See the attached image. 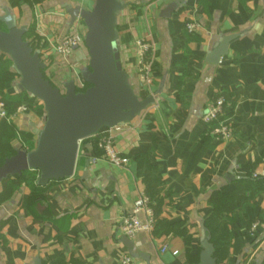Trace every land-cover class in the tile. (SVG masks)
Masks as SVG:
<instances>
[{"label": "crops", "instance_id": "crops-1", "mask_svg": "<svg viewBox=\"0 0 264 264\" xmlns=\"http://www.w3.org/2000/svg\"><path fill=\"white\" fill-rule=\"evenodd\" d=\"M121 1L127 4L116 27L121 69L138 98H154L112 134L117 154L128 164L118 168L101 160L91 139L79 143L70 179L41 187L39 208L24 205L31 191L21 184L0 202V264H117L129 255L118 227L144 192L143 177L155 173L162 184L154 192L157 222L152 231L129 239L137 255L131 264H197L211 195L244 197L254 180L262 190L231 213L230 246L216 264H264V179L252 178L264 173V0ZM92 5V0H0V17L8 10L26 30V41L46 66L45 77L61 93L69 81L82 85L79 73L89 60L85 28L78 19L71 25L68 11ZM186 24L195 25L193 34L185 32ZM70 34L79 46L68 58L57 57L54 46ZM226 37H233L227 54L217 64L207 63ZM136 40H144L153 57L148 94L137 74ZM18 82L14 77L0 83V100L11 102L20 93ZM218 97L225 100L221 120L232 131L221 143L211 134L217 124L201 122ZM25 107L7 119L15 132L14 151L34 149L43 126L44 116ZM4 126L0 122V134ZM17 178L0 182V193ZM139 219L145 221V215Z\"/></svg>", "mask_w": 264, "mask_h": 264}, {"label": "water", "instance_id": "water-1", "mask_svg": "<svg viewBox=\"0 0 264 264\" xmlns=\"http://www.w3.org/2000/svg\"><path fill=\"white\" fill-rule=\"evenodd\" d=\"M90 10L76 7L69 10L71 25L78 19L85 28L83 45L87 51V67L80 71L81 83L88 88L77 92L73 81L63 85V92L45 80V64L39 52L23 40L24 28L16 25L8 10L0 17V54L10 60L18 76V90L37 100L43 107L44 122L32 151H15V155L0 165V182L19 177L22 173H38L36 185L70 179L74 174L79 143L100 130L131 123L154 104L153 96L138 98L121 69L117 52V19L127 7L121 0H92ZM167 17V16H166ZM233 37L223 38L206 58L217 64L227 54ZM161 88H159V91ZM122 244L132 254L131 241L123 237ZM197 264H216L213 245L205 234L200 243ZM35 264H41L36 260Z\"/></svg>", "mask_w": 264, "mask_h": 264}, {"label": "trees", "instance_id": "trees-1", "mask_svg": "<svg viewBox=\"0 0 264 264\" xmlns=\"http://www.w3.org/2000/svg\"><path fill=\"white\" fill-rule=\"evenodd\" d=\"M0 30H3L1 24H0ZM23 40L26 41L25 35L23 36ZM28 44L31 47V49L35 51L34 46L31 43ZM44 71H42V75L43 78L47 80V78L44 75ZM14 77H18V76L16 75V73L12 72V64L10 60L5 59L3 61H0L1 86L13 80ZM87 88L88 86L84 84L82 89H77V92H84ZM224 98L227 100L226 97ZM0 102L4 103L8 117L11 116L16 111V108L21 106V104H25V106L34 109L35 112L44 116L42 105L37 100L30 97L24 92H20L17 96L12 98L11 102L5 100H0ZM0 122L1 124L5 125L3 129V133L0 134V165H1L5 159L15 155V151L10 146L11 141L15 137V132L13 131L10 124L7 123V120L3 119L0 120ZM21 138H22L21 142L25 145L26 144L25 136H21ZM86 140H91V138ZM91 141L94 150H96L99 155L100 151L97 150L94 140ZM32 150H33V146H27V151H32ZM152 171H154V169H152ZM154 172L151 175H154ZM155 175L156 176L155 177L152 176V178L150 177V175L143 177L144 192L150 201L149 206L153 212V217L155 222L154 227L157 222V215H158L157 202H154V196H155L154 192L157 188H160L162 186L156 173ZM37 178H38L37 172L28 171L22 173L21 176H19L16 180H9L7 182V186L5 190L2 193H0V202L7 200L21 184H24L27 187H29L31 191L29 200L25 202L24 205L27 207L28 202L30 204L34 202L33 205H35L36 208H39L41 205L40 194L44 191L43 190L44 188H41L36 185ZM259 186H262L260 180H254V182H251V184H249L247 187V194L244 197L232 198V197L220 195L219 193H213L209 198L208 204L212 208V213L204 221V226L210 237V243L213 245V257L216 259V261L223 260L226 257L227 250L230 246V233L228 226L232 221V218L230 217L231 213L236 208H238L242 202L252 199L256 193L262 190V187L260 188Z\"/></svg>", "mask_w": 264, "mask_h": 264}, {"label": "built area", "instance_id": "built-area-1", "mask_svg": "<svg viewBox=\"0 0 264 264\" xmlns=\"http://www.w3.org/2000/svg\"><path fill=\"white\" fill-rule=\"evenodd\" d=\"M187 34H193L195 30L194 24H186L184 28ZM79 38L75 34H70L64 37L59 43H57L54 48V54L59 58H68L73 51L79 46ZM135 47L137 48V74L142 85V88L145 92L151 93V89L153 86V72H152V64L153 57L151 55V49L149 45L144 40H136ZM83 84L79 85L77 89H82ZM224 106L225 100L222 97H218L214 100L213 104L206 111V113L202 116L201 122L210 126L214 123L217 125L212 130L211 134L213 139L217 142H225L231 138L232 131L229 128L226 121H222L221 118L224 115ZM26 110V107L21 105L17 107V112H23ZM7 120L8 115L6 111V107L3 102H0V120ZM121 126L113 127L110 129L104 128L100 130L96 135L91 137L94 140L96 148L100 151V159L106 161L108 164L122 168L125 167L128 162L126 159L120 157L114 146L113 133L119 132ZM98 159H92V162H96ZM253 179H264V173L260 176L257 174H252ZM149 198L144 194V192H140L137 199L133 204L132 211L130 214L125 216L119 227V234L128 239L133 238L137 233L146 231H152L154 227V217L152 210L149 206ZM145 215V221H141L139 219V215ZM257 224H253L250 228V233L253 234ZM165 247L163 251H165ZM173 256L177 255V252H173ZM132 258L129 255H123L117 264H131Z\"/></svg>", "mask_w": 264, "mask_h": 264}]
</instances>
